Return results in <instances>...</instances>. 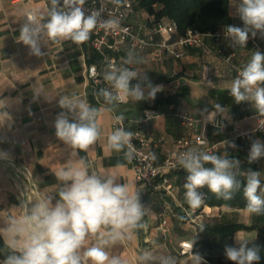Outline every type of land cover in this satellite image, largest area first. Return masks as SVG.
Masks as SVG:
<instances>
[{"label":"crops","instance_id":"1","mask_svg":"<svg viewBox=\"0 0 264 264\" xmlns=\"http://www.w3.org/2000/svg\"><path fill=\"white\" fill-rule=\"evenodd\" d=\"M237 2L230 0L229 12L232 24L242 27V21L235 16L234 5ZM48 9L47 0H0V153L6 154L0 159L15 163L13 173L20 178L17 182L12 177L13 173L0 164V259H5L11 253L4 229L10 217L22 213L19 205L24 201V193L28 194L29 201L41 194L55 195L58 191L55 173L69 164H76L83 157L90 172L102 176L113 175L120 183H127L133 191L140 192V202L145 208L141 222L146 227L136 230L131 240L110 246L107 249L110 255L119 256L123 264H138V255L142 250L154 253L164 251L176 257L178 264H191V256L181 257L178 253V243L193 240L195 235L194 227L184 222L181 213L182 207H190L186 203L183 187L187 173L181 168L158 181L161 184L164 179L168 180L171 190L147 191L136 181L131 161L125 158L124 151L111 150L107 143L108 135L115 130L117 116H123L127 130L133 128L144 111L155 106L158 95L155 100L138 103L129 99L112 106L110 112H102L98 117L101 136L87 151L72 149L56 137L55 120L62 111L66 112L58 104L61 96L75 94L91 106H107L102 97L99 102L94 100L87 78L88 66L100 63L99 56L91 48V39L78 45L70 40L56 44L45 37L41 42L44 55L40 57L31 55L28 46L18 41L20 27L26 18L34 15L35 19L43 22ZM139 16L134 21L145 22L146 14L143 11ZM257 40L260 51L264 53V38L259 33ZM205 41L210 47L214 46L211 37H205ZM221 47L224 54H235L233 63L239 68L249 61L254 52L249 43L246 47H240L231 41H223ZM146 57L144 55L142 60L138 59L139 63L134 64L137 71L145 72L153 85H166L161 95L182 94L173 103L159 105V117L147 126V133L156 144L159 160L168 155L178 139L190 134L181 118L186 114L204 122V135L209 143L219 144L210 154L235 157L240 161L241 173L245 172L244 167L252 165L251 170L260 172L264 187V157L252 163L247 160L251 141L257 138L264 141V132H253L256 127L254 107L247 102L235 104L230 95V85L237 76L236 72L220 58L206 55L199 49L189 50L187 59H169L161 64L150 62ZM206 63L214 70L211 85H207L201 76ZM174 75L179 84L177 90L170 85ZM35 91L40 94L37 95ZM217 105L222 108L217 109ZM232 127L250 133L236 149H231L226 141ZM190 149L199 151L196 146ZM20 175L27 178L30 188ZM199 191L205 194L203 189ZM205 202L206 198L198 207L202 222L214 218L250 227L235 233L236 246H239L236 234L253 242L257 238V227L264 226V215H249L246 207L208 206ZM162 211L166 213L170 228V233L165 237L157 231L158 215ZM92 243L94 240L89 239L86 247ZM225 260L230 261L226 256Z\"/></svg>","mask_w":264,"mask_h":264},{"label":"clouds","instance_id":"2","mask_svg":"<svg viewBox=\"0 0 264 264\" xmlns=\"http://www.w3.org/2000/svg\"><path fill=\"white\" fill-rule=\"evenodd\" d=\"M111 2L119 5L121 0ZM50 3L43 22L29 15L20 27L18 41L28 46L31 55H44L41 42L45 37L56 44L70 40L79 45L88 41L97 27L105 30L119 28L118 18L104 19L100 10L86 14V0H50ZM234 8L235 16L243 26H226V35L232 44L246 47L250 36L255 38L258 33L264 38V0H238ZM139 62L129 52L123 65L108 66L104 79L111 89L104 88L96 93L107 107L91 106L75 94L61 96L58 104L66 112L62 111L55 120L56 137L72 149L87 151L101 136L98 117L102 112H110L112 106L129 99L137 103L155 100L162 86L153 85L145 72L130 67ZM133 80L137 81L134 85ZM229 92L235 104L250 103L256 113L264 116V53L254 50L231 82ZM216 107L222 108L221 105ZM116 120L122 121L123 116H117ZM132 139L131 131L119 127L108 135L107 143L111 150L124 151L125 158L131 161L134 154ZM227 143L231 149L237 148L235 142ZM4 156L6 154L0 153V157ZM262 157L264 141L252 140L249 163ZM176 159L187 173L184 195L192 209L204 202L200 189L206 187L218 198L231 200L243 185L248 214L264 215V187L259 171L249 169L241 173L240 161L227 154L222 156L189 149L179 153ZM55 176L58 181L55 195L41 194L31 201H22L19 205L22 213L9 218L4 231L11 253L0 264H123L119 256L110 255L107 249L131 240L136 230L146 227L141 222L145 208L140 202V192L133 191L127 183H120L113 175L90 172L83 157L76 164L61 168ZM89 239L94 243L86 247ZM235 239L239 246H226V258L233 264H258L261 259L259 247L249 246L250 242L240 234H236ZM138 264H178V261L164 251L142 250ZM191 264H207V261L192 251Z\"/></svg>","mask_w":264,"mask_h":264},{"label":"built area","instance_id":"3","mask_svg":"<svg viewBox=\"0 0 264 264\" xmlns=\"http://www.w3.org/2000/svg\"><path fill=\"white\" fill-rule=\"evenodd\" d=\"M47 4L50 8V0H47ZM84 8L86 14L100 10L102 18H118L120 21L119 28L105 30L97 27L90 36L91 48L100 58V63H92L87 68V78L92 96L96 102L100 101V97L96 95L99 90L104 88L111 89L109 82L104 79V73L108 66L110 64L115 66L123 65L129 52H132L137 59L142 60L144 55H146V60L161 64L169 59H187L189 58V50L199 49L206 55L220 58L236 74L241 69L233 63L235 54L230 53L226 55L221 47L223 41H231L226 35V28L211 35H202L192 30H188L184 35H179L178 26L174 21L163 19L153 22V17L148 16L144 10L137 8V0H121L119 5L113 4L111 0H86ZM141 11L146 14L145 22L136 23L134 18L138 19ZM32 16L34 17V15ZM207 36L213 39V47H210L206 43L205 37ZM257 38L258 34L255 38L250 36L247 43L251 44L254 50H261ZM130 67L137 70L135 65H130ZM201 76L207 85H211L214 77L213 67L210 64H204ZM131 83L134 85L137 81L133 80ZM170 85L173 90H177L179 87L176 75H174V79ZM160 86H162V90L157 95L163 93L167 88L166 85ZM157 117H159L158 111L151 108L146 109L136 126L129 130L126 129L124 120L118 122L115 118L114 121V129L123 127L125 130L133 133L132 144L134 146V154L131 160L133 174L136 181L150 192L159 189L171 190L172 186L168 180L164 179L161 184L158 181L171 172L182 168L176 159L179 153L188 151L191 146H196L199 151L210 154L219 145L218 143H209L205 137L206 124L204 122L183 114L181 118L190 134L178 139L168 155L160 161L156 152V144L147 133V126ZM254 117L256 127L253 132L263 133L264 116L255 113ZM248 134L250 133L242 132L232 127L226 141H232L237 144L246 139ZM205 198L206 195L204 194ZM181 213L184 222L193 226L195 231L202 225V213L198 208L182 207ZM157 231L164 237L170 233L164 211L158 215ZM192 243L193 240L190 239L182 240L178 243V253L181 257L191 256L194 248V243L193 245ZM3 260L0 259V262Z\"/></svg>","mask_w":264,"mask_h":264},{"label":"trees","instance_id":"4","mask_svg":"<svg viewBox=\"0 0 264 264\" xmlns=\"http://www.w3.org/2000/svg\"><path fill=\"white\" fill-rule=\"evenodd\" d=\"M229 2L230 0H137V8L144 10L148 16L153 17V22L163 19L174 21L178 26L179 35H184L188 30L196 31L202 35H211L226 28L228 24H232ZM180 96H182L181 93L159 94L155 106L151 109L158 111L159 105L173 103ZM239 144L240 142L236 145ZM244 169L245 171L252 169V165L246 166ZM240 179L243 181V175L240 176ZM203 190L206 194L205 203L208 206L246 207L247 201L243 195V185L239 191L233 194L231 200L218 198L206 187ZM249 228L223 219H206L195 231L193 253H199L203 256L207 264H233L232 261L225 260V247H238L234 244L235 233L238 230ZM257 232L256 240L250 242L249 246L259 247L261 259L258 264H264V226L257 227Z\"/></svg>","mask_w":264,"mask_h":264},{"label":"water","instance_id":"5","mask_svg":"<svg viewBox=\"0 0 264 264\" xmlns=\"http://www.w3.org/2000/svg\"><path fill=\"white\" fill-rule=\"evenodd\" d=\"M0 164H1L2 166L6 167L8 170H10L12 173L14 172V171H13V170H14L13 168H14V166H15V163H13V162H11V161H8V160H6V159H0ZM12 177H13L17 182L20 181V178H19L15 173L12 174ZM20 177H21V179H23V180L26 182L28 188H30V183H29V181L27 180V178H26L24 175H20ZM27 200H28V194L24 193V201H27Z\"/></svg>","mask_w":264,"mask_h":264},{"label":"bare ground","instance_id":"6","mask_svg":"<svg viewBox=\"0 0 264 264\" xmlns=\"http://www.w3.org/2000/svg\"><path fill=\"white\" fill-rule=\"evenodd\" d=\"M24 192V191H23Z\"/></svg>","mask_w":264,"mask_h":264}]
</instances>
